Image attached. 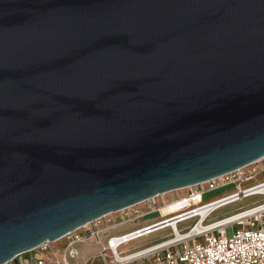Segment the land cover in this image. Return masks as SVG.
Wrapping results in <instances>:
<instances>
[{
	"label": "water",
	"instance_id": "1",
	"mask_svg": "<svg viewBox=\"0 0 264 264\" xmlns=\"http://www.w3.org/2000/svg\"><path fill=\"white\" fill-rule=\"evenodd\" d=\"M264 157V0H0V264Z\"/></svg>",
	"mask_w": 264,
	"mask_h": 264
},
{
	"label": "built area",
	"instance_id": "2",
	"mask_svg": "<svg viewBox=\"0 0 264 264\" xmlns=\"http://www.w3.org/2000/svg\"><path fill=\"white\" fill-rule=\"evenodd\" d=\"M264 173V157L242 168L191 186L187 194L158 202L159 196L141 204L108 214L62 238L18 255L6 264H264V202L234 214L209 221L217 209L252 195H264V181L242 188V184ZM234 184V191L205 202L206 194ZM178 208L164 212L167 205ZM206 209L205 215L200 211ZM160 216L151 223L117 236H111L98 253L82 256L79 245L100 244V233L111 224L135 221L152 212ZM197 217L185 232L178 229L184 221ZM198 225H203L198 230ZM105 226V227H104ZM234 231L227 235V227ZM171 229L163 241L132 252L119 251L128 243L155 232ZM61 242V244H58Z\"/></svg>",
	"mask_w": 264,
	"mask_h": 264
},
{
	"label": "rangeland",
	"instance_id": "3",
	"mask_svg": "<svg viewBox=\"0 0 264 264\" xmlns=\"http://www.w3.org/2000/svg\"><path fill=\"white\" fill-rule=\"evenodd\" d=\"M264 181V173L260 174L258 177L254 178L253 180L243 183L242 184V188L257 184L259 182ZM235 185L231 184L228 185L226 187H222L221 189L217 190V191H213L210 192L208 194L205 195L204 197V201H210L216 197L219 196H223L226 195L228 193H231L234 191ZM188 189H182V190H177V191H173L164 195H161L157 198V201L162 202V201H166V200H172V198L174 196H183L185 194H187ZM264 202V195H252L249 196L247 198H243L237 202L231 203L229 205H226L224 207H221L219 209H217L216 211H214L212 213V215L210 216L209 221H214V220H218L220 218L226 217L228 215L234 214L236 212H239L241 210L250 208L252 206H255L257 204H260ZM146 204H141L138 205V207L143 208ZM178 208V205H174L173 207L167 208L164 210V212H169L172 210H175ZM118 214L115 213L113 214V217H116ZM160 216V213L155 211L152 213H149L141 218L136 219L135 221H126L123 222L121 224H116L113 225L111 224L108 228L106 227V229H104V231H102L100 233L99 238L101 239V243H95V242H91V243H84L79 245V249L81 251L82 256H89V255H93L95 253H98L99 250L102 248V245L106 243L107 239L111 236H117V235H121L123 233H127L131 230H134L136 228H139L140 226L144 225V224H148L151 223L152 221H154L155 219H157ZM197 217H194L192 219H189L187 221H184L182 223H180L178 225V229L182 232L187 231L197 220ZM105 227V226H104ZM234 229L231 226L227 227V235L228 236H232ZM171 229L167 228L158 232H155L147 237H143L137 240H134L130 243H128L127 245H123L120 247L119 251H124V252H132L134 250H138L147 246H150L152 244L158 243L160 241H163L167 238H169L171 236ZM58 244H61V242H59Z\"/></svg>",
	"mask_w": 264,
	"mask_h": 264
},
{
	"label": "bare ground",
	"instance_id": "4",
	"mask_svg": "<svg viewBox=\"0 0 264 264\" xmlns=\"http://www.w3.org/2000/svg\"><path fill=\"white\" fill-rule=\"evenodd\" d=\"M162 195H164V194H162ZM174 205H176V204L167 205V206L164 208V210L167 209V208L173 207ZM206 209H207V208L202 209L200 212H201L203 215H205ZM202 228H203V225H198V227H197L198 230H201Z\"/></svg>",
	"mask_w": 264,
	"mask_h": 264
},
{
	"label": "crops",
	"instance_id": "5",
	"mask_svg": "<svg viewBox=\"0 0 264 264\" xmlns=\"http://www.w3.org/2000/svg\"><path fill=\"white\" fill-rule=\"evenodd\" d=\"M174 197H175V196H174ZM174 197H173V198H174ZM159 202H160V201H159ZM143 208H144V207H143Z\"/></svg>",
	"mask_w": 264,
	"mask_h": 264
}]
</instances>
